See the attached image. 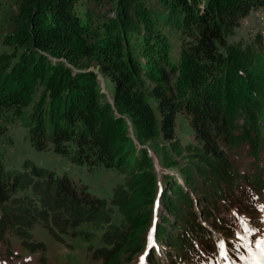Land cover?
<instances>
[{
	"label": "trees",
	"instance_id": "trees-1",
	"mask_svg": "<svg viewBox=\"0 0 264 264\" xmlns=\"http://www.w3.org/2000/svg\"><path fill=\"white\" fill-rule=\"evenodd\" d=\"M89 1L0 0V44L6 47L0 51V122L14 123L11 117L28 122L24 128L35 148L50 142L55 152L77 164L94 159L95 164L119 169L125 138L132 135L144 144L162 134L170 141L176 116H185L201 145L202 171L195 176L185 168L182 174L189 189L203 198V220L192 209L191 197L177 193V202L169 201L176 207L175 217L165 220L169 230L156 228L167 261L189 264L194 242L210 241L201 221L212 226L215 210L227 198L264 187V128L258 139L257 129L252 132L246 123L251 120L256 126L259 119L258 128L264 127V87L256 79L258 73L229 65L219 52L224 27L233 26L255 6L264 7V0H162V9L141 18L135 0H94L95 21L102 20L103 28L114 33L109 46L100 44L86 20ZM101 8L113 9L115 15H105ZM151 18L156 28L145 31L140 24ZM127 33L143 38L133 52L126 49ZM168 34L177 36L178 62L169 60L167 47L161 50L154 42L169 43ZM90 65L98 75L86 70ZM99 76L112 85L108 90ZM229 102L242 108L247 119L234 123ZM5 129L0 124V137ZM246 158L248 169L240 163ZM21 168L6 169L0 161V242L17 232L25 246L37 249L40 243L25 231L35 219L55 223L63 234L65 226L105 218V201L88 194L83 185L25 159ZM29 190L41 209L28 198ZM17 191L22 192L15 195ZM8 201L10 210L4 205ZM17 227L19 231H7ZM108 232L93 248L94 261L120 264L115 256L119 246L133 247L132 227L117 225ZM152 253L145 255L147 264H160ZM152 256L156 259L149 263Z\"/></svg>",
	"mask_w": 264,
	"mask_h": 264
},
{
	"label": "rangeland",
	"instance_id": "rangeland-1",
	"mask_svg": "<svg viewBox=\"0 0 264 264\" xmlns=\"http://www.w3.org/2000/svg\"><path fill=\"white\" fill-rule=\"evenodd\" d=\"M163 4L162 0L133 2L140 18L146 14L149 17L150 10L162 9ZM86 7H89L91 11H85L86 20L91 23L100 44L109 46L114 33L103 28L102 20L95 21L94 0L89 1ZM100 12L109 16L115 15L113 9L101 8ZM149 22L141 23L140 26L145 31L149 29L153 32L156 23L152 18ZM125 35L127 36L126 49L133 52L135 43L142 41L143 38L137 37L135 33ZM223 36L224 46L219 49L224 57L223 60L239 70L258 73L256 79L261 81L259 83L261 87H264V7L255 6L233 26L224 27ZM175 37H177L176 34L169 35V43L166 44L162 39L154 41L159 49L162 50L164 46L168 48V58L171 62H178L181 59V50ZM3 49L6 47L0 44V51ZM86 70L97 73L94 65H90ZM99 78L103 89L108 90L107 86H112L105 83L100 76ZM228 108L229 117L234 123H240L244 116L247 119V113L237 104L229 102ZM257 117L259 118V115ZM10 119L14 123L7 120L0 122L6 127L3 136L0 137V161L4 168L22 171L21 164L25 159L27 162L32 161L38 166L55 172L58 176L66 175L76 185H83L88 190V194L105 201L106 216L99 221L81 222L75 228L70 225L65 226L66 233L63 234L58 232L63 230L55 223L50 221L46 223L42 218L35 219L25 231H31L32 240L38 241L40 246L37 249L25 246L17 232H13L8 242H0V264H99L94 261L93 248L101 241L102 234L109 233L108 231L117 225L127 229L132 227L133 231V234L129 235L132 238L133 247L124 250L126 246H119L121 250L115 256L118 263L147 264V261L143 260L144 254L154 252L153 256L158 259L152 256L149 263L152 259H156L160 264H171L165 258L164 247L157 240L161 232L156 228L162 226L165 230L170 228L165 220L175 217L176 207L169 205V201L175 199L177 202L174 197L177 193L188 195L192 199V209L197 212L200 220H203L200 211L203 198L197 197L196 191L189 189L187 175L182 174L185 168H189L193 174H196L195 176L202 171L198 161L201 145L194 138L185 116L181 114L176 116L173 137L170 141L162 134L155 141H147L144 144L137 142L132 135L125 138L122 145L125 160L119 167L120 170L95 164L94 159L82 160L83 163L77 164L70 160L71 158L55 152L50 142L43 143L41 148H35L30 144L28 133L24 128L28 122L25 123L14 117ZM246 123L249 124L252 132L257 129L259 139L261 130L264 128L263 126L258 128L259 119L256 126L252 124L253 128H251V120H246ZM251 136L256 137L253 133ZM244 146L246 147L242 145L240 148ZM248 160L246 158L240 162L245 169H248L246 165ZM122 167L124 172L121 171ZM163 189L164 194L161 192ZM21 192L17 191L15 195ZM28 192L31 193L28 198L33 199L34 204L41 209V203L37 198H33L32 190ZM254 194L252 198L250 193L227 198L225 204L215 210L217 221L208 228L211 231L210 239L213 245L206 246L207 242L203 239L197 240L196 250H199L201 258L195 264H264V258L261 255L264 244L257 245V239L264 240V189L261 192L255 190ZM8 203L9 201L4 205L10 210ZM14 204L18 205V202ZM12 217L16 219L15 221L20 219L18 216ZM7 231H19V228H9ZM50 231H56L58 234ZM224 243H228L226 249ZM43 245L44 249L41 248ZM169 251L174 256L171 248Z\"/></svg>",
	"mask_w": 264,
	"mask_h": 264
},
{
	"label": "snow or ice",
	"instance_id": "snow-or-ice-1",
	"mask_svg": "<svg viewBox=\"0 0 264 264\" xmlns=\"http://www.w3.org/2000/svg\"><path fill=\"white\" fill-rule=\"evenodd\" d=\"M249 231H254L253 229H248ZM261 244H264V240H261V239H257V245H261Z\"/></svg>",
	"mask_w": 264,
	"mask_h": 264
},
{
	"label": "bare ground",
	"instance_id": "bare-ground-1",
	"mask_svg": "<svg viewBox=\"0 0 264 264\" xmlns=\"http://www.w3.org/2000/svg\"><path fill=\"white\" fill-rule=\"evenodd\" d=\"M146 254H147V253L144 254L143 260L145 259V255H146Z\"/></svg>",
	"mask_w": 264,
	"mask_h": 264
}]
</instances>
